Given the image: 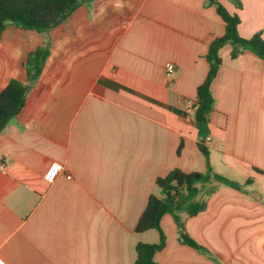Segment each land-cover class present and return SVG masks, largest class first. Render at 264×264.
Wrapping results in <instances>:
<instances>
[{
	"label": "crops",
	"instance_id": "crops-1",
	"mask_svg": "<svg viewBox=\"0 0 264 264\" xmlns=\"http://www.w3.org/2000/svg\"><path fill=\"white\" fill-rule=\"evenodd\" d=\"M210 1L94 0L48 37L5 30L0 92L27 82L24 62L45 38L51 54L0 134V264H134L138 243L159 242L157 230L135 231L156 180L176 168L206 171L193 116L209 46L226 31ZM218 1L239 15L241 37L264 38V0ZM230 53L221 49L211 86L207 144L213 170L241 189L220 186L205 211L183 214L212 257L181 243L165 215L157 264H264V62ZM55 162L63 171L49 182Z\"/></svg>",
	"mask_w": 264,
	"mask_h": 264
},
{
	"label": "trees",
	"instance_id": "trees-1",
	"mask_svg": "<svg viewBox=\"0 0 264 264\" xmlns=\"http://www.w3.org/2000/svg\"><path fill=\"white\" fill-rule=\"evenodd\" d=\"M94 0H0V39L9 26L22 30L35 31L43 37H48L51 30L65 23L69 17L82 5H91ZM238 8L242 7L241 0H229ZM215 6L219 16L225 22L226 31L223 37L214 39L206 56L209 72L204 82L198 87L197 102L193 120L198 130V146L206 160L205 172H185L174 169L156 180L158 194H152L147 206L135 228L137 233L157 230L160 240L156 244L138 243L134 264H157L155 256L167 244V236L161 226L162 218L171 215L178 228V239L202 254L212 257L205 247L198 244L187 232L186 217H195L206 210L207 199L220 186L241 189V185L227 177L216 173L210 162L208 139L210 132V116L214 110L215 99L211 86L223 65L220 51L225 46H231V58L236 59L246 51H251L264 62V38L262 33H256L246 39L240 36L238 27L241 19L237 14H231L218 0L210 1ZM51 54V42L45 41L36 50L29 53L24 67L27 82L12 79L0 92V134L23 110L27 97L41 77L46 62ZM171 110L186 117L184 111ZM183 143L179 146L181 153ZM257 170V169H256ZM258 172H261L257 170ZM252 179H249L251 182Z\"/></svg>",
	"mask_w": 264,
	"mask_h": 264
},
{
	"label": "built area",
	"instance_id": "built-area-1",
	"mask_svg": "<svg viewBox=\"0 0 264 264\" xmlns=\"http://www.w3.org/2000/svg\"><path fill=\"white\" fill-rule=\"evenodd\" d=\"M165 71L168 77H172L176 71V66L173 63H167L165 67ZM62 171H63V166L60 163L57 162L52 163L45 175V178L49 182H53ZM67 179L71 180L72 176L68 175Z\"/></svg>",
	"mask_w": 264,
	"mask_h": 264
}]
</instances>
